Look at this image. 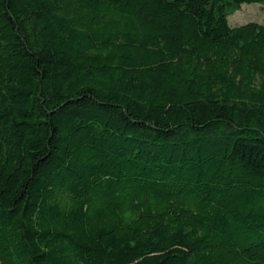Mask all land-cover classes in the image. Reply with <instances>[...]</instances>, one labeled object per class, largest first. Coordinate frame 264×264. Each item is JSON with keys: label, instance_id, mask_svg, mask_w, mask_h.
Wrapping results in <instances>:
<instances>
[{"label": "trees", "instance_id": "16d2710c", "mask_svg": "<svg viewBox=\"0 0 264 264\" xmlns=\"http://www.w3.org/2000/svg\"><path fill=\"white\" fill-rule=\"evenodd\" d=\"M264 0H0V264H264Z\"/></svg>", "mask_w": 264, "mask_h": 264}, {"label": "rangeland", "instance_id": "374dc122", "mask_svg": "<svg viewBox=\"0 0 264 264\" xmlns=\"http://www.w3.org/2000/svg\"><path fill=\"white\" fill-rule=\"evenodd\" d=\"M231 25L241 24L249 20L264 23V2L245 3L228 17Z\"/></svg>", "mask_w": 264, "mask_h": 264}]
</instances>
